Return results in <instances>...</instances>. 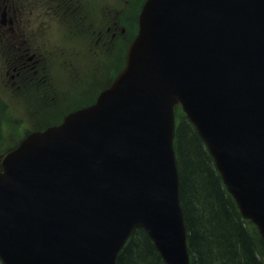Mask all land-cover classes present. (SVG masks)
Here are the masks:
<instances>
[{"label": "water", "instance_id": "1", "mask_svg": "<svg viewBox=\"0 0 264 264\" xmlns=\"http://www.w3.org/2000/svg\"><path fill=\"white\" fill-rule=\"evenodd\" d=\"M139 26L95 105L2 159L3 264H115L138 226L166 264H189L178 102L264 240V0H147Z\"/></svg>", "mask_w": 264, "mask_h": 264}, {"label": "trees", "instance_id": "2", "mask_svg": "<svg viewBox=\"0 0 264 264\" xmlns=\"http://www.w3.org/2000/svg\"><path fill=\"white\" fill-rule=\"evenodd\" d=\"M175 149L192 264H263L255 227L241 217L203 142L184 116L176 124ZM117 264L163 262L148 236L137 229L119 253Z\"/></svg>", "mask_w": 264, "mask_h": 264}, {"label": "flooded vegetation", "instance_id": "3", "mask_svg": "<svg viewBox=\"0 0 264 264\" xmlns=\"http://www.w3.org/2000/svg\"><path fill=\"white\" fill-rule=\"evenodd\" d=\"M98 0H0V60L8 82L44 105L59 99L60 78L49 68L48 53L33 40L34 29L81 26ZM59 51L62 47L58 46ZM70 65L65 51H60ZM59 52L52 56L57 59ZM69 76L64 75L66 82ZM2 100H0V103ZM60 103V101H59Z\"/></svg>", "mask_w": 264, "mask_h": 264}, {"label": "rangeland", "instance_id": "4", "mask_svg": "<svg viewBox=\"0 0 264 264\" xmlns=\"http://www.w3.org/2000/svg\"><path fill=\"white\" fill-rule=\"evenodd\" d=\"M50 30L54 32V37L58 36V28ZM59 31L62 36L60 39L62 41V47L65 51L70 52L71 55L75 56L77 64L80 63L85 69H88V65H90V69L86 71L84 76H82L80 84L78 83L79 86L75 87L77 93H84L83 99H88L91 96V93L89 91L84 92V89L90 85H94L97 88L95 83L96 80H106V76L103 73L112 63L114 53L110 51L94 60V58H92V52L94 50V39L92 35L87 36L85 32L82 31L69 32L65 29H59ZM42 35L44 36L45 34ZM52 40L54 41V39ZM55 41L58 42L57 40ZM6 79L5 67L2 66V68L0 67V88L5 86ZM8 83L9 87H14L10 82ZM78 99L80 98L77 97V100ZM17 104L19 107H16L15 102H11V114L7 117L8 126H5V124L2 125V133L0 134V152H4L15 146V144L23 137L25 131L27 129H34L33 127L36 124L37 120L34 117L35 108L24 107L20 103ZM12 111L15 112V115H12ZM35 114L36 116H40V114ZM16 117L21 120L19 122L21 123L20 125L19 123L14 122V118Z\"/></svg>", "mask_w": 264, "mask_h": 264}]
</instances>
